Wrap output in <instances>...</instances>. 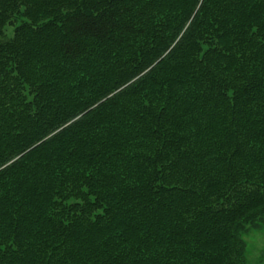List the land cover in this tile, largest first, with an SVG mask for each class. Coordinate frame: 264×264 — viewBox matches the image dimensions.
<instances>
[{
    "label": "trees",
    "instance_id": "obj_1",
    "mask_svg": "<svg viewBox=\"0 0 264 264\" xmlns=\"http://www.w3.org/2000/svg\"><path fill=\"white\" fill-rule=\"evenodd\" d=\"M263 214L264 0H0V264H246Z\"/></svg>",
    "mask_w": 264,
    "mask_h": 264
},
{
    "label": "rangeland",
    "instance_id": "obj_2",
    "mask_svg": "<svg viewBox=\"0 0 264 264\" xmlns=\"http://www.w3.org/2000/svg\"><path fill=\"white\" fill-rule=\"evenodd\" d=\"M4 35H12V26L5 28ZM242 237L246 243V264H264V214L248 225Z\"/></svg>",
    "mask_w": 264,
    "mask_h": 264
}]
</instances>
